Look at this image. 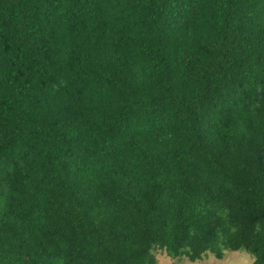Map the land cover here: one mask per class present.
Instances as JSON below:
<instances>
[{"label":"trees","instance_id":"trees-1","mask_svg":"<svg viewBox=\"0 0 264 264\" xmlns=\"http://www.w3.org/2000/svg\"><path fill=\"white\" fill-rule=\"evenodd\" d=\"M223 250L264 264V0H0V264Z\"/></svg>","mask_w":264,"mask_h":264},{"label":"rangeland","instance_id":"rangeland-1","mask_svg":"<svg viewBox=\"0 0 264 264\" xmlns=\"http://www.w3.org/2000/svg\"><path fill=\"white\" fill-rule=\"evenodd\" d=\"M222 253L221 257H217L215 254H208L195 262H190L186 258L172 259L160 254L157 255L156 264H251L253 260L251 255L243 251L231 252L223 250Z\"/></svg>","mask_w":264,"mask_h":264}]
</instances>
